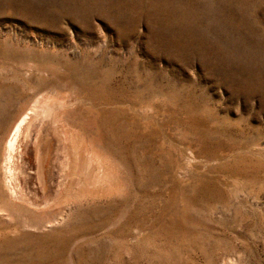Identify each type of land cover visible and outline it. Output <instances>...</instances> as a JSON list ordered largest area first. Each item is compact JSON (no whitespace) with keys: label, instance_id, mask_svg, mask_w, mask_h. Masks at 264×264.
<instances>
[{"label":"rangeland","instance_id":"rangeland-1","mask_svg":"<svg viewBox=\"0 0 264 264\" xmlns=\"http://www.w3.org/2000/svg\"><path fill=\"white\" fill-rule=\"evenodd\" d=\"M0 264H264V0H0Z\"/></svg>","mask_w":264,"mask_h":264},{"label":"bare ground","instance_id":"bare-ground-1","mask_svg":"<svg viewBox=\"0 0 264 264\" xmlns=\"http://www.w3.org/2000/svg\"><path fill=\"white\" fill-rule=\"evenodd\" d=\"M25 116V115H24ZM25 117L24 118H22L19 122H18V124L15 126V129H14V131H13V134H12V136H11V138H10V140L7 142V150L9 151V152H12L13 151V148H14V143H15V141H16V136H17V134H18V130H19V128H20V125H21V123L24 121L25 122ZM23 124V123H22ZM7 151V152H8ZM9 158H10V155H9Z\"/></svg>","mask_w":264,"mask_h":264}]
</instances>
